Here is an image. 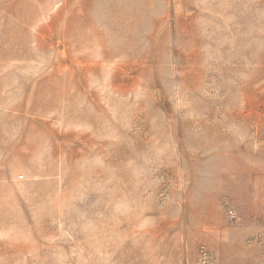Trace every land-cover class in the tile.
Masks as SVG:
<instances>
[{"label":"rangeland","instance_id":"374dc122","mask_svg":"<svg viewBox=\"0 0 264 264\" xmlns=\"http://www.w3.org/2000/svg\"><path fill=\"white\" fill-rule=\"evenodd\" d=\"M0 264H264V0H0Z\"/></svg>","mask_w":264,"mask_h":264}]
</instances>
